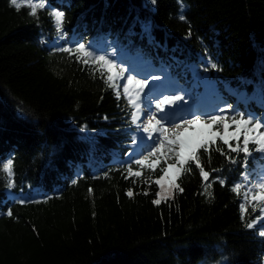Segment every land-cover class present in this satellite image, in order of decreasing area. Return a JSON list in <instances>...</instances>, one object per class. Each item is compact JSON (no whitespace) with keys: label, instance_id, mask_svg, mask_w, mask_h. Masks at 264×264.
Instances as JSON below:
<instances>
[{"label":"trees","instance_id":"1","mask_svg":"<svg viewBox=\"0 0 264 264\" xmlns=\"http://www.w3.org/2000/svg\"><path fill=\"white\" fill-rule=\"evenodd\" d=\"M17 2L0 0V167L11 159L14 172L8 188L0 171V264H264V224L246 227L264 205L243 187L264 175V153L250 142L246 162L217 140L199 151L208 181L189 164L183 192L154 205V181L174 159L154 171L135 165L147 152L130 153L140 129L125 81L117 99L92 67L58 51L101 46L141 79L138 56L149 76L174 82L192 114L232 105L229 123L241 113L264 122V0ZM53 10L64 13L62 33ZM129 166L142 175L128 177Z\"/></svg>","mask_w":264,"mask_h":264},{"label":"snow or ice","instance_id":"2","mask_svg":"<svg viewBox=\"0 0 264 264\" xmlns=\"http://www.w3.org/2000/svg\"><path fill=\"white\" fill-rule=\"evenodd\" d=\"M11 3L15 5L17 10L21 7L17 0H11ZM153 3H155V0H153ZM40 7H44V5L41 4ZM181 8L183 9V5H181ZM30 14H36L35 6H32ZM50 16L54 19L58 33H62L64 13L53 10ZM180 19H185L184 15H181ZM58 51L67 53L69 56L74 57L77 62L92 67L93 72L99 73L105 84L109 88H113L117 99L121 98L119 91L121 85L118 82L125 81L122 84L123 97L127 100L129 107L133 109L131 121L137 126V129L141 127L138 121L141 115L144 114V108H147V111L151 113V118L143 124V132L147 135V140L144 137L139 138L141 143L148 144L147 154L142 155L141 158L134 159L133 163L139 166L141 170L147 168L154 171L161 160L166 162L174 159L173 163H169L161 169L162 175L154 181L160 189L156 192L157 199L152 201L154 205H159L163 200L172 198L174 190L183 192V188L180 187L177 180L184 172L191 171L190 168L186 167L189 164H194L203 180L208 181L209 173L200 162L199 151L201 149L208 151L209 146L216 143L217 140L222 141L224 145H228L231 152H243L246 162L248 157L251 156L250 142L257 146V151L264 153V130H262L264 129V122L255 120L252 115H247V118H245V114L241 113L239 120L232 116L231 123H229L228 113L232 110V105H227L216 114H192L189 118L181 117L179 122H175L172 119L174 106H181L184 96L175 94L162 95V97L155 100V112H152L151 104H146L142 96L146 89L150 88L147 78L139 79L136 75L126 76L125 68L121 67L116 60L109 58L107 54H98L92 49L91 45L76 43L74 47H63L58 49ZM211 67L216 68L217 65L212 64ZM152 79L159 80L160 77L153 76ZM165 122L175 126L168 128L165 126ZM220 126L223 128L222 133L219 131ZM241 137L243 138V147H232L230 140L238 142ZM133 144H137L136 139L133 140ZM217 150L219 151V149ZM141 170H133L129 166L127 168L128 177H140L142 175ZM0 171L7 176L8 188L14 187L13 161L9 159L7 163L0 167ZM128 177L125 178L127 179ZM245 179L247 180V177ZM73 183H76V181H73ZM220 183L223 184L224 181L221 180ZM210 186L209 184L207 187ZM241 187V184H237L232 190L239 193ZM243 187H245L244 195L246 199L250 198L253 203L264 204V175H261L259 180L249 182ZM91 192L92 189H89L90 194ZM144 194L147 195L148 193L145 192ZM202 194L211 196V193L207 192V188H205V193ZM126 195L132 198L134 193L129 189ZM19 203L24 204L25 201L20 200ZM241 209L243 214V204ZM253 210L255 211L256 209L253 208ZM260 213L261 215L246 224L248 229H253L258 224H264V207L260 208ZM7 215L11 216V211ZM259 235L264 237V230L259 231Z\"/></svg>","mask_w":264,"mask_h":264},{"label":"rangeland","instance_id":"3","mask_svg":"<svg viewBox=\"0 0 264 264\" xmlns=\"http://www.w3.org/2000/svg\"><path fill=\"white\" fill-rule=\"evenodd\" d=\"M92 49L95 50L98 54H105V52L102 51L101 46H92ZM109 58L116 60V57L113 56V54H110ZM132 59L138 65L136 70L140 71L139 74H137L136 72H133V73L139 75L141 77V79L147 78L149 80L150 88L146 89V92L144 94H142V96L144 97L146 104L147 103L151 104L152 112H155V100L157 98L162 97V95H169V94L177 95V93L174 91L175 88L173 87L174 82L172 80H170L169 78H162V79L160 78L159 80H153L152 77L149 76L148 73H146V68L140 62L139 57L134 56ZM123 63H124V68L128 67V64L126 62H123ZM207 91L208 90H202L201 94L199 96V102H198L197 106L199 108H201L202 110L208 108V106L205 104V96H206ZM142 107H144V106L142 105ZM186 107L187 106H185L184 101L181 102V106H178V107L174 106V114L172 116V119L175 122H179L181 117H183V118L189 117V115L191 114V111L189 108L187 110H185ZM150 118H151V113H149L147 111V108H144V114L141 115L140 120H139V124L141 125L140 130H139V134H140V137H144L145 140H147V135L143 132V124L146 123L147 120ZM165 126L168 128H173L175 125L165 122ZM253 135H254V133H253ZM148 143H150V142H148ZM143 148H145V149H143ZM147 150H148V144L141 143L140 140L138 139V143L135 145L134 149L130 153L131 154H137V153L141 154L142 153L141 151L147 152ZM156 199H157V197H156Z\"/></svg>","mask_w":264,"mask_h":264}]
</instances>
